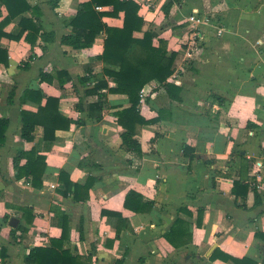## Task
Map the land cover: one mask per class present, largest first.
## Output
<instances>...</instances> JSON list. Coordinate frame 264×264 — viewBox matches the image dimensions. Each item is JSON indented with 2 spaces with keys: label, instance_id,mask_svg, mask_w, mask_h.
I'll use <instances>...</instances> for the list:
<instances>
[{
  "label": "crops",
  "instance_id": "0c3cea01",
  "mask_svg": "<svg viewBox=\"0 0 264 264\" xmlns=\"http://www.w3.org/2000/svg\"><path fill=\"white\" fill-rule=\"evenodd\" d=\"M27 1L40 8L39 17L29 10L7 21L0 1L1 32L19 34L27 17L47 36L33 46L27 31L19 39L0 38L9 55L8 65L0 63V117L9 120L0 146V251L6 250V264H26L34 247L61 236L54 207L71 219L70 251L92 255L91 264H236L222 254L212 259L216 250L264 264V165L258 166L264 158V0H134L156 34L154 46L164 40L168 52L177 53L168 82L181 88L179 101L156 80L142 89L139 111L150 122L134 136L140 153L122 145L116 112L130 106L127 95L94 89L105 66L98 59L105 33L84 49L62 43L72 30L69 20L87 0H60L55 8L50 0ZM191 14L206 15L209 23L194 25ZM123 17L103 21L121 27ZM27 91L34 95L25 98ZM47 97L59 99L58 110L81 123L56 130L54 140H45L38 125L34 140L26 141L22 112L36 113ZM95 102L102 109L91 115ZM31 148L45 157L41 187L20 169ZM62 171L74 183H91L85 200L59 193ZM130 191L153 207H126ZM178 217L186 225L176 247L165 234Z\"/></svg>",
  "mask_w": 264,
  "mask_h": 264
},
{
  "label": "trees",
  "instance_id": "16d2710c",
  "mask_svg": "<svg viewBox=\"0 0 264 264\" xmlns=\"http://www.w3.org/2000/svg\"><path fill=\"white\" fill-rule=\"evenodd\" d=\"M4 3L9 11L7 21L13 19L26 11L36 10L37 17L40 16V8L31 6L27 0H0ZM60 0H50V3L55 8ZM171 3L164 6L165 13L168 11ZM109 7V10H100L101 8ZM140 5L134 0H87L80 4L76 14L69 20L71 33L62 37V43L72 46L76 49H84L91 47L97 36L104 32V49L98 59L105 63L101 77L97 79L94 86L95 91L107 88L112 93H120L127 95L130 106L116 112L117 122L123 127L122 145L130 151L141 152V145L134 138L137 134L138 127H141L150 122L144 119L139 111L141 103V92L145 85L156 80L161 85L167 87L171 98L181 100V88L168 82L169 77L173 74V66L177 57L176 52H168L167 42L160 40L158 46H154L153 38L155 32H151L150 24L139 14ZM124 14L123 25L121 27L110 26L103 21L106 16L120 17ZM21 31L17 35L5 34L0 31L1 35H7L11 38L19 39L26 31L28 32L25 39L32 46L36 43L40 36L46 38V32H42L40 24L31 18L22 17L20 21ZM4 26V23L0 28ZM136 31H143V37L139 38L134 35ZM54 39V34L51 33V40ZM30 59L23 62V68L29 67ZM0 63L9 64V55L6 49L0 46ZM64 71H57L56 74L61 76ZM42 79H48V75L42 72ZM88 77H80L79 80L83 83ZM112 80L115 86H110L109 81ZM34 91H27L25 98L32 97ZM59 99L55 97H47V101L43 106H40L36 113L27 111L22 112L23 127L22 137L26 141L34 140V131L38 125L44 128V139L54 140L55 131L58 129H69L71 124L80 120H74L58 110ZM89 114H93V110H101L102 104L95 102L89 105ZM98 119H101L99 114ZM9 120L0 117V146L6 141V131L8 129ZM24 156L27 157L26 164L20 168L22 174L31 177V182L34 187L42 186V175L45 166V157L38 155L36 157L35 148L24 151ZM61 186L58 189L62 195H72L75 200H85L89 195L88 191L91 183L87 182L84 185L74 183L70 180L68 174L62 171L59 175ZM84 191L87 193L83 195ZM152 201H144L143 197L135 192L130 191L125 200V206L132 208L134 211H148L153 207ZM58 218V225L61 227L62 233L59 238H52L50 246L34 247L25 258L26 264H91V256L85 257L73 254L70 247L67 246L70 240L71 219L63 210L58 207L52 208ZM28 210H26L27 212ZM30 211V210H29ZM180 211H186L185 207H181ZM110 214L121 215L117 212ZM200 218V215H199ZM34 216L29 219L32 222ZM186 221L180 217L177 218L171 230L165 234L166 239L174 244L175 239L183 234ZM25 230V229H24ZM14 236V233H13ZM218 254L227 260H232L236 264H256L248 259L234 258L216 250L211 258L215 259ZM2 264H6L7 253L5 248L0 251ZM250 262V263H248ZM117 264H123V260H117Z\"/></svg>",
  "mask_w": 264,
  "mask_h": 264
},
{
  "label": "built area",
  "instance_id": "2783aa9c",
  "mask_svg": "<svg viewBox=\"0 0 264 264\" xmlns=\"http://www.w3.org/2000/svg\"><path fill=\"white\" fill-rule=\"evenodd\" d=\"M188 20L192 24L197 26H202L209 23V18L206 15H200V14H191ZM259 43H262V41H259ZM263 165H264V158L261 162H258L259 168L263 167Z\"/></svg>",
  "mask_w": 264,
  "mask_h": 264
},
{
  "label": "water",
  "instance_id": "95a60500",
  "mask_svg": "<svg viewBox=\"0 0 264 264\" xmlns=\"http://www.w3.org/2000/svg\"><path fill=\"white\" fill-rule=\"evenodd\" d=\"M17 221H18V220H17L16 218H12L10 224H11L12 226H16V225H17Z\"/></svg>",
  "mask_w": 264,
  "mask_h": 264
}]
</instances>
